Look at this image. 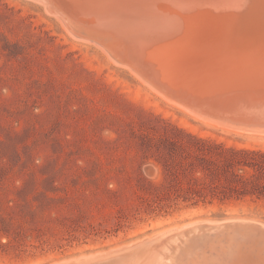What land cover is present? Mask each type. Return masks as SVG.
<instances>
[{
  "label": "rangeland",
  "instance_id": "374dc122",
  "mask_svg": "<svg viewBox=\"0 0 264 264\" xmlns=\"http://www.w3.org/2000/svg\"><path fill=\"white\" fill-rule=\"evenodd\" d=\"M139 3L0 0V264H264L259 234L207 240L264 228V136L180 109L93 42L133 63L168 45L174 15Z\"/></svg>",
  "mask_w": 264,
  "mask_h": 264
},
{
  "label": "bare ground",
  "instance_id": "6f19581e",
  "mask_svg": "<svg viewBox=\"0 0 264 264\" xmlns=\"http://www.w3.org/2000/svg\"><path fill=\"white\" fill-rule=\"evenodd\" d=\"M141 1L101 0L109 4L110 8L114 6V9L131 11L133 14L137 12L135 8L142 6L139 3ZM159 2V10L163 14L175 17L173 28L169 29L171 36L168 33L163 35L165 39L168 38V45L158 46L159 43L155 41L153 47H138V54L134 55L136 62L133 63L131 57L124 53L118 55L100 42H93L112 63L130 71L142 83L160 92L163 98L180 109L228 130L234 128L237 132L244 130L264 136V0ZM44 5L49 11L47 4ZM69 32L79 40H88L73 29H69ZM163 37L159 35L158 41ZM234 224L221 227L217 233L207 236V240L216 234L230 236L236 230L264 237L262 227L259 229L253 227V224ZM217 244L227 250L224 243ZM208 251L203 250L202 254L207 255L210 253ZM83 256L86 258V255ZM80 259L53 264H79L82 261Z\"/></svg>",
  "mask_w": 264,
  "mask_h": 264
},
{
  "label": "water",
  "instance_id": "95a60500",
  "mask_svg": "<svg viewBox=\"0 0 264 264\" xmlns=\"http://www.w3.org/2000/svg\"><path fill=\"white\" fill-rule=\"evenodd\" d=\"M235 226H242V225H245V224H240V223H235L234 224ZM225 226H227L228 227V225H225ZM249 226H252V225H249ZM253 227H256V228H261V227H259V226H257V225H254ZM252 227V228H253ZM262 230H264V228H262ZM239 231H241V230H236L235 232H239ZM252 231H254V230H252ZM254 235H256V234H254Z\"/></svg>",
  "mask_w": 264,
  "mask_h": 264
}]
</instances>
